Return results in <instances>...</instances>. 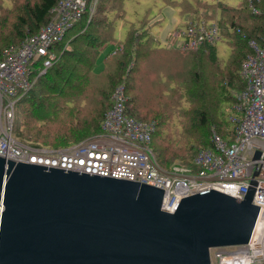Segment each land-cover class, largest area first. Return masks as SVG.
Here are the masks:
<instances>
[{
  "label": "water",
  "instance_id": "water-1",
  "mask_svg": "<svg viewBox=\"0 0 264 264\" xmlns=\"http://www.w3.org/2000/svg\"><path fill=\"white\" fill-rule=\"evenodd\" d=\"M252 175L242 199L209 188L168 212L163 188L0 156V264H211L252 233Z\"/></svg>",
  "mask_w": 264,
  "mask_h": 264
},
{
  "label": "built area",
  "instance_id": "built-area-1",
  "mask_svg": "<svg viewBox=\"0 0 264 264\" xmlns=\"http://www.w3.org/2000/svg\"><path fill=\"white\" fill-rule=\"evenodd\" d=\"M253 1L257 0H246L251 12L258 14L260 10ZM86 8V0H58L37 34L3 51L0 156L14 162L137 180L160 187L164 190L162 208L168 212L176 208L181 197L209 188L242 199L253 170H258L252 175V179H257L252 203L261 209L248 241L215 247L213 257L215 264H264V34L260 44L248 41L252 52L241 62L239 74L245 86L235 93L233 110L228 115L234 124L230 141L212 130L211 146L197 149L193 162L198 168L193 171L178 164L165 169L158 163L150 146L155 122L137 120L126 114L124 83H119L111 94L112 106L106 110L101 130L96 133L59 146L24 142L14 137L16 102L31 88V73L39 68L37 60L50 64L55 58L52 46ZM218 39V26L200 21L190 23L177 36L165 41L168 47L195 50L215 44ZM255 149L260 150L256 164L251 160Z\"/></svg>",
  "mask_w": 264,
  "mask_h": 264
},
{
  "label": "trees",
  "instance_id": "trees-1",
  "mask_svg": "<svg viewBox=\"0 0 264 264\" xmlns=\"http://www.w3.org/2000/svg\"><path fill=\"white\" fill-rule=\"evenodd\" d=\"M57 1L31 0V2L25 3L24 9L29 17L28 22L20 16L22 27L18 30L21 35L22 33L24 35L18 41H10L3 44L0 47V57L3 55L5 49L16 45V42H20L26 34L29 35L37 32L48 20L49 10ZM124 1L98 0L97 11L101 12L102 16L92 17L88 21L87 17H81L74 27L85 20L83 24L84 29L76 34L75 38L66 40L67 36L65 35L59 42L52 46V50L55 53L57 52V54H55V58L52 60L51 67L49 66L50 71H46L43 76H41V73L38 75V69L32 72L31 78L33 79V84L31 88L17 100L20 106L19 110L18 107H15L18 115L15 114L17 121H14L12 133L14 137L24 142L58 146L88 136V131L91 132L90 134L100 131L103 114L109 107L110 101L107 105L103 101L98 103L101 107L99 111L101 112L100 119L91 121V117L88 115L87 119L82 118L81 120L76 118L77 125H71L68 121L66 131L74 139L62 143L48 144L26 139L21 136V126L16 123L19 121L20 114L21 118L29 116L36 119H45L52 112L59 113L62 108L70 111V107H73L72 105L75 99H77V96L73 99L69 98V103H65L62 106L56 105L55 102L53 105L50 104L52 100L50 97L54 93H60L66 90L69 85L75 87L73 77L77 74L76 68H81L79 66L83 65L81 69L85 70L81 74L89 73V76L93 77L94 79H92L94 81L100 83V85H96V88H101L104 85V88L108 90L110 86L113 85L114 88L116 83L123 81L126 95V114L137 120L155 122V129L151 134L150 146L156 155L158 163L163 168L168 169L172 165L177 164L174 161L172 162L171 157H173L175 152L183 150L189 151V157L184 162L178 163V165L193 171L198 168L193 162L194 155L197 149L211 146L210 137L212 130L219 134L225 141H230L234 125L229 120L219 119V112L222 106H224L230 113L231 109L233 110L232 104L235 102V93L241 91L245 86L239 74L240 66L243 58L252 52L248 41L253 40L257 44H260L264 34V0L253 1L254 6L260 10L258 14L251 12L246 0L239 2L235 6L220 0L212 2L191 0L194 4H191L190 0H187L189 5L183 8L186 11H192L195 14L194 17L197 19L203 17L206 20L205 18H210L209 14L211 15L212 13L218 19L216 25L219 27L220 36L223 40L226 38L231 47V51H229L226 59L219 58L216 44L204 45L195 50H182L177 47L154 45L151 35L149 36L147 32L148 29L145 30V27H147V17H145L139 22L142 25L141 28L129 29L124 40L117 43L121 45L120 49L114 52L109 51L105 54L102 68L96 71L94 66L100 53V48L105 45L107 46L108 43L116 45L115 38L112 36V28L114 26L108 20L107 13L111 12L112 9L122 6ZM167 2L171 1L167 0ZM103 27L108 29L109 34H99V30ZM70 41L75 44L73 46L69 45L68 42ZM77 45L81 47V50H79ZM177 61L181 64H178ZM148 65L158 69L159 73L157 78L149 81L151 85L145 90L149 98V105L161 101V97L172 95L170 94L172 90H176L174 98L177 99L176 101L178 103L186 101L190 105L188 108H185L182 104V106L176 108L179 114L180 112L183 113L185 121L180 122L181 129L175 134L176 139L178 140L179 137L183 143L173 148L171 146L168 148L162 142L154 140L158 133L159 125H164V122H161L164 113L167 116V108L170 107L171 109L172 107L170 104L169 106L167 105L166 99L162 103L167 108H162L161 113L158 112L152 115L139 114L140 112L134 109L138 107V103L135 106H130L128 102L131 99L133 104L142 99H139L140 93L138 92H135L132 96L130 95V97L128 93L131 88L133 90V85L137 84V86L139 85L141 87L144 82H146V85L148 84L146 78H141V73L145 71L144 67H148ZM176 65V72L168 71L164 75H161L165 71L160 68L166 66L165 68L172 69L171 67H175ZM121 75L123 76L121 77ZM173 80L176 81L175 87H172V83H170ZM111 92L112 90L110 93L107 91L106 95L109 93L110 97ZM85 111L84 108V113ZM90 111L92 110L88 109L87 114ZM70 112H73V108ZM161 114L163 117L159 119L158 116ZM21 121L23 122L22 119ZM227 122H229L230 127ZM64 138L66 136L61 135L57 139L64 140Z\"/></svg>",
  "mask_w": 264,
  "mask_h": 264
},
{
  "label": "rangeland",
  "instance_id": "rangeland-1",
  "mask_svg": "<svg viewBox=\"0 0 264 264\" xmlns=\"http://www.w3.org/2000/svg\"><path fill=\"white\" fill-rule=\"evenodd\" d=\"M170 1L171 2H167V0H125L122 6L112 9L111 12H108L107 18L108 20L111 21V23L114 26L112 28V31H113L112 36H114L115 38L114 41L116 42V45L108 43L107 46L105 45L104 47L100 48V53L98 54V57L96 59L94 69L98 71L102 68L103 57L105 56V54L109 51L114 52L115 50L120 49L121 45L117 43H120L122 40H124L129 29L141 28L142 25H140L139 22L140 20H143L145 17H147V21H146L147 27H145L146 28L145 30L148 29L147 32L149 33V36L151 35L152 40L154 41V45L156 46H164L163 44H166L165 40L171 39L172 37L177 36V33L180 30L185 29L192 22L203 21V22L215 23V24L218 23L217 22L218 19L215 16H213L214 14L212 12H211L212 13L211 15L209 14L210 18H205L206 20H204L203 17H200V19H197L196 17H194L195 14L192 11H189V10L186 11L185 8H183L184 6L187 7L189 5L187 0H170ZM204 1L212 2L216 0H204ZM220 1H223L229 5L235 6L243 0H220ZM28 2H31V0H0V47L7 42L18 41L21 38V36L24 35V33H22L21 35V33L18 30L19 28L22 27V23L20 22L21 21L20 16L25 18L26 21L29 18L26 13V10L24 9V4ZM86 3H87V8H86L87 11L85 12L86 15L84 13L81 17H87V21H88L92 17L102 16L101 12L97 11L98 10L97 9L98 0H86ZM191 4H194V2L192 1ZM79 19H77L76 21L75 20L71 21L72 23L71 26L67 29L66 32H64L62 37L66 35L67 36L66 40L69 38L70 39L75 38V35L80 33L84 29L83 24L85 23V20H83V22L79 23L76 27H74V25ZM39 30L33 34H29V35L26 34L20 40V42H16V45L20 44L24 40L25 37L37 34ZM105 33L109 34L108 29H105L103 27L99 30L100 35H104ZM180 38L181 36H178V39ZM68 44L73 46L75 43H72L70 41L68 42ZM215 44H216L217 54L219 58L226 59L229 51H231L229 41H227L226 38H224L223 40L220 36V39H218ZM77 46L79 47V50H81V47L79 45ZM55 54H57V52ZM37 61L39 65L38 75L41 73V76H43L46 71H50V67H51L50 65L53 63V61H51L49 65L48 64L44 65L42 59H38ZM177 63L181 64L179 63V61H177ZM82 66L83 65L79 67L82 68ZM165 67L166 66H163V68H160L165 71L161 75H164L168 71H172L173 73L177 71V65L175 67L172 66L171 67L172 69L165 68ZM81 68H76L77 74L74 75L73 77V83L76 85L75 87L72 85H69L66 90H63L60 93H54L50 97L52 99L50 101V104L53 105V103L55 102L56 105L62 106L65 103L67 104L69 103L68 101L69 98L73 99L77 96V99H75V102L72 105L73 107H70V111H72V108H73V112L68 111V109L64 110V108H62V110L59 113L52 112L50 113L48 117H45V119L44 118L36 119L33 117H29V116L21 118V114L19 113L20 114V117L18 116L19 121L16 123L21 126L20 130H21L22 137L32 140L34 142L48 143V144L62 143L68 140H72L74 138H72L71 135L67 134V131H66L67 130L66 124H68V121L69 123H71V125L73 124L77 125V121L75 120L76 118L81 119V120L82 118L87 119L88 115H90L91 121H94L95 119L96 120L100 119L101 112L99 111L101 110V107H100V104H98L100 101L105 102L106 105L109 104V101H110L109 107L112 106L111 94L115 90V87L119 83H123V81L116 83L114 88H113V85L110 86L108 90L104 88V85H102L101 88H96V85H100V83H97L96 81H94L93 80L94 78L90 77L89 73L81 74L85 70V69L82 70ZM144 70L145 71L141 73L142 75L141 78H146L148 80V84L146 85V82H144L141 87L139 85L137 86V84L133 85V90L131 88L130 92L128 93L129 97L130 95L132 96L133 94H135V92L140 93L139 99L142 98L140 100L141 102L138 100L136 103L132 104L131 99L128 100V102L130 106H135L138 103L137 105L138 107H135L134 109L140 112L139 114H147V115L151 114L152 115L158 112L161 113L162 108L163 109L167 108L166 105L162 103V102H165V99H166L167 105L169 106L170 104V106L172 107L171 109L170 107L167 108V111H168L167 116H165V113H164V117L162 116V114L160 116L157 115L159 119L163 117V120L161 122H164L163 123L164 125L163 126L161 124L159 125L158 133L155 136L154 140L162 142V144H164L168 148L169 146L173 148L176 145L183 143V141L179 137H178V140L176 139L175 134L178 132L179 129H181V126L179 125L181 124L180 122L183 120L185 121L184 119L185 117L183 113L180 112L179 114L176 108H179V106H182V104L185 106V108H188V106H190L189 102L182 101L181 103H178L176 101L177 99L174 98L176 90L175 91L172 90L170 92V94L172 95L161 97L160 98L162 99L161 101H157L153 105H149L148 104L149 98L145 90H147V88L151 85L149 81L157 78L159 76L158 75L159 73H158V69L154 67L152 68L149 65L148 67L147 66L144 67ZM122 76L123 75H121V77ZM170 83H172L171 84L172 87L173 86L175 87L176 85L175 80H173V82L170 81ZM101 89H102V92H101ZM106 90L109 93L112 90L110 97H109V93H107L106 95V92H107ZM124 95H125V88H124ZM125 98H126V95H125ZM162 105H164L165 107ZM19 106L20 104L16 102V108L18 107V110H19ZM151 107L153 108L151 109ZM84 108L86 110L85 113H84ZM86 108L92 111L88 112L87 114L88 109ZM103 108L105 109V107ZM15 114L18 115L16 111H15ZM16 115L14 116V121L15 120L17 121ZM228 115H229V112L224 108V106H222L221 111L219 112L218 118L219 119L222 118L225 121H228ZM170 117H172L173 119ZM20 118L23 120V122L21 121ZM146 122H151V121H146ZM227 124L230 127L229 122H227ZM232 125L234 124L232 123ZM90 133L91 132L88 131L89 135H91ZM61 135L66 136V138H64V140H58L57 138ZM188 157H189V151L179 150V152L174 153L171 159H172V162L174 161L175 163L178 164V163L184 162L185 159H187ZM213 253H214V248L210 250V258H211V263L215 264Z\"/></svg>",
  "mask_w": 264,
  "mask_h": 264
},
{
  "label": "crops",
  "instance_id": "crops-1",
  "mask_svg": "<svg viewBox=\"0 0 264 264\" xmlns=\"http://www.w3.org/2000/svg\"><path fill=\"white\" fill-rule=\"evenodd\" d=\"M169 38V37H168ZM164 46H166V44H163Z\"/></svg>",
  "mask_w": 264,
  "mask_h": 264
}]
</instances>
